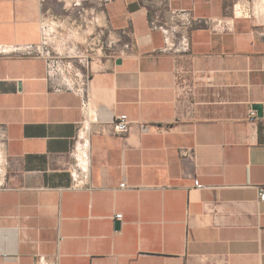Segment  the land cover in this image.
Wrapping results in <instances>:
<instances>
[{"label":"crops","instance_id":"0c3cea01","mask_svg":"<svg viewBox=\"0 0 264 264\" xmlns=\"http://www.w3.org/2000/svg\"><path fill=\"white\" fill-rule=\"evenodd\" d=\"M42 20L0 56V264H264V0H0V47ZM47 51L90 70L87 129Z\"/></svg>","mask_w":264,"mask_h":264},{"label":"built area","instance_id":"2783aa9c","mask_svg":"<svg viewBox=\"0 0 264 264\" xmlns=\"http://www.w3.org/2000/svg\"><path fill=\"white\" fill-rule=\"evenodd\" d=\"M44 0H41L43 2ZM105 1V0H104ZM236 7V4L233 5V8ZM212 22L215 23V26H217L220 30H226L228 29V22H225L223 19H214ZM43 28L45 29V20H42ZM161 30L164 35L165 39V45L163 47L164 51H173V52H180L182 50L186 49V43L183 39L180 40V43H175L171 39V32L166 27L161 26ZM45 42V37L43 39V42L36 46H26L23 48L22 51L19 52V49L17 47L13 48H4L0 47V56L2 55H9L12 53H17L21 55H32L34 53L41 55L44 51L43 45ZM43 44V45H42ZM178 44V45H177ZM42 45V50H41ZM99 48H102V45L98 46ZM46 54L49 56L48 61V76L53 78L57 81L58 85L66 87L67 89L73 91L77 95L81 97V110L83 112L82 121L80 122V127L87 129L91 124L96 123L94 112L90 105V99L88 95V87L90 82V70L84 66L80 60L78 62H72L70 60L60 58L53 56L48 51ZM79 59V58H78ZM193 90V86L188 83H184V93L188 94L191 93ZM255 113L252 111L250 112L249 121H254L255 119ZM131 121L129 120L128 116L126 114H120L114 117L113 119V131L117 134H123L127 132L130 128ZM140 130L142 132H146L147 125L140 124ZM180 153L183 156H190L192 155L193 151L190 148H183L180 149ZM84 184L77 178L72 179L71 186L69 188L71 189H79L83 188ZM195 187L197 189H203L205 188L204 185L199 184L197 181H195ZM119 188L125 189L130 188L125 181L121 182L119 184ZM258 201H264V186L259 187L258 192ZM122 215L121 214H115L113 216V219L115 220H121ZM39 264H57L56 261H46L41 260Z\"/></svg>","mask_w":264,"mask_h":264},{"label":"rangeland","instance_id":"374dc122","mask_svg":"<svg viewBox=\"0 0 264 264\" xmlns=\"http://www.w3.org/2000/svg\"><path fill=\"white\" fill-rule=\"evenodd\" d=\"M98 1H99L100 4L104 2V0H98ZM46 29L47 28L45 27V37H46L45 41H48V37L50 35L48 33V30H46ZM48 43H50V42H47L46 46H48ZM98 43H99V46H100L101 43L100 42H97L96 40L89 41L90 47H92L94 49L97 48ZM79 44H80L79 41H77L75 38H71L70 44H69L70 45V48L67 51H65L66 43L64 41H61L60 40V41H57V44L55 46H53V47H55V48H53V50L56 53L60 54V55H64V56L69 55L72 60H76L75 57H74V55L77 54V46ZM42 45H41V50H42Z\"/></svg>","mask_w":264,"mask_h":264},{"label":"water","instance_id":"95a60500","mask_svg":"<svg viewBox=\"0 0 264 264\" xmlns=\"http://www.w3.org/2000/svg\"><path fill=\"white\" fill-rule=\"evenodd\" d=\"M119 61H120V60L118 59L117 62H119ZM18 85L20 86L19 83H18ZM255 108H256L257 110H260L261 107H260L259 105H256ZM115 228H119V222H116V223H115Z\"/></svg>","mask_w":264,"mask_h":264}]
</instances>
